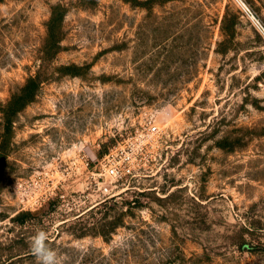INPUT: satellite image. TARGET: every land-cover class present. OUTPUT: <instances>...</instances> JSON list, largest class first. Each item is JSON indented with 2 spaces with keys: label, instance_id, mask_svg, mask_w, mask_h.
Listing matches in <instances>:
<instances>
[{
  "label": "rangeland",
  "instance_id": "374dc122",
  "mask_svg": "<svg viewBox=\"0 0 264 264\" xmlns=\"http://www.w3.org/2000/svg\"><path fill=\"white\" fill-rule=\"evenodd\" d=\"M156 2L0 0V264H264V36Z\"/></svg>",
  "mask_w": 264,
  "mask_h": 264
},
{
  "label": "clouds",
  "instance_id": "9594fccd",
  "mask_svg": "<svg viewBox=\"0 0 264 264\" xmlns=\"http://www.w3.org/2000/svg\"><path fill=\"white\" fill-rule=\"evenodd\" d=\"M237 3L244 9L245 13L253 20L254 25L262 36H264V25L256 18L251 8L244 3V0H237ZM48 235L41 230L36 232L31 238V252L36 259L37 264H63L61 255L58 250L53 249L47 243Z\"/></svg>",
  "mask_w": 264,
  "mask_h": 264
},
{
  "label": "built area",
  "instance_id": "2783aa9c",
  "mask_svg": "<svg viewBox=\"0 0 264 264\" xmlns=\"http://www.w3.org/2000/svg\"><path fill=\"white\" fill-rule=\"evenodd\" d=\"M159 131H160V128H159L158 122L153 118L150 119L147 123V132L149 134H158ZM129 158L130 157L127 154H125V156L123 157L124 164L122 165L121 169H119L116 165H108L107 168H105L106 172L108 174L117 176L119 178H122L123 176H125L126 172L131 173L130 167L128 165V163L130 161ZM102 189H103V191L108 190V188L106 186H104Z\"/></svg>",
  "mask_w": 264,
  "mask_h": 264
},
{
  "label": "trees",
  "instance_id": "16d2710c",
  "mask_svg": "<svg viewBox=\"0 0 264 264\" xmlns=\"http://www.w3.org/2000/svg\"><path fill=\"white\" fill-rule=\"evenodd\" d=\"M129 1L132 5L136 6V7H144L145 9L151 10L152 6L154 3L159 4V2H156L157 0H145V1H141V0H127ZM171 1V0H168ZM61 14H58V17H54V13H51V17L49 18V27L52 28V24L58 25L60 23L61 20ZM216 45H219V42H216ZM217 52H220V50L217 48L216 49ZM33 94L31 92H26V94H24V98H25V102L32 100V96ZM5 118V117H4ZM8 119V121H10V118H5ZM10 119V120H9Z\"/></svg>",
  "mask_w": 264,
  "mask_h": 264
}]
</instances>
